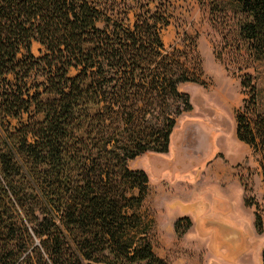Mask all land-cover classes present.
<instances>
[{"label": "trees", "instance_id": "16d2710c", "mask_svg": "<svg viewBox=\"0 0 264 264\" xmlns=\"http://www.w3.org/2000/svg\"><path fill=\"white\" fill-rule=\"evenodd\" d=\"M209 3L237 65L264 64V0ZM168 15L167 0H0V264H168L143 212L149 177L129 167L168 153L192 110L179 85L203 84L196 50L192 68L166 50ZM241 85L236 137L264 161L254 77Z\"/></svg>", "mask_w": 264, "mask_h": 264}, {"label": "rangeland", "instance_id": "374dc122", "mask_svg": "<svg viewBox=\"0 0 264 264\" xmlns=\"http://www.w3.org/2000/svg\"><path fill=\"white\" fill-rule=\"evenodd\" d=\"M228 1L218 0L221 7ZM167 2L169 26L161 32L163 44L169 52L177 48L186 54L182 60L191 68V52L196 50L203 84L179 85L180 92L189 95L192 110L175 117L168 153H147L129 162L131 169L142 170L149 177L150 192L143 212L153 223L154 250L167 253L168 264H263L264 161L260 153L238 141L236 114L248 98L241 85L248 73L254 77L258 106L264 111V64H253L248 70L237 65L223 41L220 9L213 11L209 0ZM133 23L132 13L128 24ZM43 51L41 44L33 42L34 56L40 57ZM193 197L209 204L214 221L240 233L236 251L223 243L214 251L213 232L196 240L193 234L192 239H186L187 244L181 242L175 250L162 245V239H171L169 230L180 213L179 207L178 211L172 207ZM220 202L231 203L229 213L216 214L215 206ZM257 213L263 220L262 234L255 228Z\"/></svg>", "mask_w": 264, "mask_h": 264}, {"label": "crops", "instance_id": "0c3cea01", "mask_svg": "<svg viewBox=\"0 0 264 264\" xmlns=\"http://www.w3.org/2000/svg\"><path fill=\"white\" fill-rule=\"evenodd\" d=\"M180 209L179 215H177L174 220H173V229L171 228L169 232H171V239L169 241L161 240L162 245H171L172 250H175L177 247V244H187L186 239H192L193 234L196 235L194 237V240L199 239V238H207L208 235L210 234L211 231H209V224L211 222L215 223H220L221 222H216L214 221L215 218H212L210 216L211 208L209 204H207L203 198H198V197H193L186 203H180L175 207H172L173 210H177L178 208ZM232 209V205L229 202H220L217 203L215 206V212L216 214L218 212L220 213H229V211ZM181 218H189L192 225L189 231L181 238H178L176 231H175V223L177 220ZM224 225V224H222ZM226 226V225H225ZM229 227V226H228ZM198 237V238H197ZM160 258L164 260H168L167 253L164 252H157L156 253ZM174 254H178V252H175Z\"/></svg>", "mask_w": 264, "mask_h": 264}, {"label": "water", "instance_id": "95a60500", "mask_svg": "<svg viewBox=\"0 0 264 264\" xmlns=\"http://www.w3.org/2000/svg\"><path fill=\"white\" fill-rule=\"evenodd\" d=\"M211 230L215 235V241H217V243H219L220 246L222 245L221 243H223V245L227 246L228 248H230L233 251L236 249V247H237L236 246L237 245V242H236L237 236L240 235V233L238 231L233 230L231 228L229 229L227 226L222 225L220 223H215V222H211L209 224V231H211ZM241 242L242 241H240V243ZM232 253H235V252H232Z\"/></svg>", "mask_w": 264, "mask_h": 264}, {"label": "bare ground", "instance_id": "6f19581e", "mask_svg": "<svg viewBox=\"0 0 264 264\" xmlns=\"http://www.w3.org/2000/svg\"><path fill=\"white\" fill-rule=\"evenodd\" d=\"M212 236H213V243H214V251H216V252H218V250H219V243H217V241H215V235H214V233L212 234ZM217 243V244H216Z\"/></svg>", "mask_w": 264, "mask_h": 264}]
</instances>
